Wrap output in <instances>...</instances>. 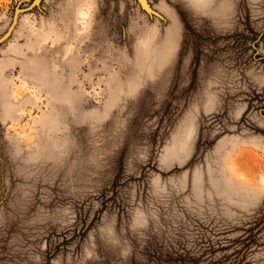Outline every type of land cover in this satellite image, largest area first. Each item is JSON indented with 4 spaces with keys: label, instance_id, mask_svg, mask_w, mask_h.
Wrapping results in <instances>:
<instances>
[{
    "label": "rangeland",
    "instance_id": "374dc122",
    "mask_svg": "<svg viewBox=\"0 0 264 264\" xmlns=\"http://www.w3.org/2000/svg\"><path fill=\"white\" fill-rule=\"evenodd\" d=\"M149 2L0 43V264H264V0Z\"/></svg>",
    "mask_w": 264,
    "mask_h": 264
},
{
    "label": "water",
    "instance_id": "95a60500",
    "mask_svg": "<svg viewBox=\"0 0 264 264\" xmlns=\"http://www.w3.org/2000/svg\"><path fill=\"white\" fill-rule=\"evenodd\" d=\"M140 7V9L149 17L151 18H157L160 20H164L163 14H161L159 11L155 10L153 6L150 4L149 0H134ZM41 0H32L31 3H28L23 8H17L15 11H13L12 19L10 24L8 25L5 32L0 36V43L4 42L8 37L11 35V33L14 30V27L18 21V16L20 13H23L27 11L28 9H34L35 7H39Z\"/></svg>",
    "mask_w": 264,
    "mask_h": 264
},
{
    "label": "snow or ice",
    "instance_id": "6c2138e0",
    "mask_svg": "<svg viewBox=\"0 0 264 264\" xmlns=\"http://www.w3.org/2000/svg\"><path fill=\"white\" fill-rule=\"evenodd\" d=\"M31 2H32V0H20L18 5L13 6V11H15L17 8H23V5L25 3H31ZM27 11H31V9H28Z\"/></svg>",
    "mask_w": 264,
    "mask_h": 264
}]
</instances>
